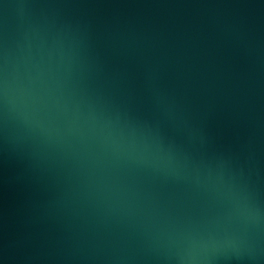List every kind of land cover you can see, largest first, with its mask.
Here are the masks:
<instances>
[{
    "label": "water",
    "instance_id": "obj_1",
    "mask_svg": "<svg viewBox=\"0 0 264 264\" xmlns=\"http://www.w3.org/2000/svg\"><path fill=\"white\" fill-rule=\"evenodd\" d=\"M0 264H264V0H0Z\"/></svg>",
    "mask_w": 264,
    "mask_h": 264
}]
</instances>
